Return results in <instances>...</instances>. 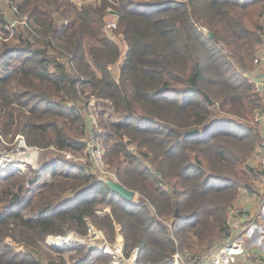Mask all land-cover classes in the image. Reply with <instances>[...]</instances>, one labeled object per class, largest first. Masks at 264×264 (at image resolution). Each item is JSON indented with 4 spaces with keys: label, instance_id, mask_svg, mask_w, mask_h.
I'll return each mask as SVG.
<instances>
[{
    "label": "trees",
    "instance_id": "16d2710c",
    "mask_svg": "<svg viewBox=\"0 0 264 264\" xmlns=\"http://www.w3.org/2000/svg\"><path fill=\"white\" fill-rule=\"evenodd\" d=\"M15 2L37 37L19 29L0 42V141L20 135L26 146L80 151L89 98H100L103 157L142 197L126 199L61 158L7 170L0 264H66L71 250L74 264H113L101 248L47 243L68 229L85 236L89 223L110 243L120 232L126 257L137 248L134 264H174L175 252L191 258L220 241L240 195L256 192L249 160L261 140L253 115L262 108L246 74L264 30V0ZM111 17L115 26L106 29ZM6 21L0 12V27ZM113 33L123 35V57ZM191 128L197 132L186 134Z\"/></svg>",
    "mask_w": 264,
    "mask_h": 264
},
{
    "label": "built area",
    "instance_id": "2783aa9c",
    "mask_svg": "<svg viewBox=\"0 0 264 264\" xmlns=\"http://www.w3.org/2000/svg\"><path fill=\"white\" fill-rule=\"evenodd\" d=\"M0 12L2 15L5 16L6 24L2 27H0V42L7 41L8 39L12 38L13 34L19 33V29L23 31L24 29H27L31 31L30 37H33L34 39L37 37L34 34L33 25L31 20L28 18L26 14L22 15L19 12V9L17 7V4L15 0H0ZM115 26V20L111 19L107 21L105 24L106 29H110ZM257 51L253 57V62H259L261 58L264 57V30L262 32H259V43L257 47ZM247 81L252 84L253 89L256 91L259 97V101L261 102V110L255 111L253 115V123H260L264 122V88L261 87V83L258 80L249 78L247 76ZM93 100L90 99L89 106H88V123H89V129L88 134L89 138L87 139V149L90 153V156L92 157V163L94 167L96 168V172L103 175L111 176L114 179H117L116 173H111L107 170L104 157H103V146L98 140L99 133L101 131L99 122H97V119L95 117V111L92 109L93 106ZM18 136V135H17ZM22 141V137L19 136ZM256 152L259 154L257 157V163L259 167V173L257 174V177H259L260 180V188H261V202L264 200V134L262 139L257 144ZM256 156V155H255ZM236 208L233 209L230 214L237 211L242 212L243 207L238 204L235 205ZM229 214V215H230ZM229 224V222H228ZM251 223L246 221L245 223H242V225L238 228L236 232H233L231 229V224H229L228 229L226 230L225 235L222 237L220 241L217 243L209 246L202 254H199L196 256V258L193 260L192 264H235L237 262L238 256H240L241 253L244 252L245 248V242L244 237L246 236V233L250 227ZM91 224H89L88 228L90 230ZM91 239L97 240L98 236L96 232L91 233ZM52 237V236H51ZM55 237V236H53ZM49 238V237H48ZM69 240L67 239V236L64 238L57 237L55 240V243H51L52 246L61 247L59 245L69 244ZM93 245H100L97 242H93ZM101 249L103 251L109 253L113 260V264H119V258H123V244L122 240L118 239L117 242H115L114 246H105L101 245ZM134 251V250H133ZM174 257H179L178 253L174 254ZM129 262L130 264H134L135 257H133V252L129 256ZM257 264H264V259Z\"/></svg>",
    "mask_w": 264,
    "mask_h": 264
},
{
    "label": "rangeland",
    "instance_id": "374dc122",
    "mask_svg": "<svg viewBox=\"0 0 264 264\" xmlns=\"http://www.w3.org/2000/svg\"><path fill=\"white\" fill-rule=\"evenodd\" d=\"M16 1L19 2L20 0H16ZM113 18L114 17H111L110 20ZM108 32L110 33L111 31H108ZM113 34H112V36L114 37L120 51L122 52V57H123V55L126 53L125 52L126 44H125L123 35L122 34H114L113 35ZM10 39H12V38H10ZM16 40H17V38H15V41ZM121 59L122 58H120L118 61L113 63L111 66L112 72H114L115 74H117V72L119 70L118 67H119V63H120ZM249 84H251V83H249ZM252 89H253V86H252ZM257 96H258V94H257ZM91 98L93 100L92 101L93 102L92 109L94 111L96 109L99 110L102 108V106H104L101 104L102 100H100V98H95V97L91 96L89 99H91ZM258 101H259V97H258ZM105 110L107 113L110 112V109H108L107 107ZM87 115H88V108H87ZM95 117L97 119L96 112H95ZM115 118H116L115 116L111 117L112 121H116ZM98 120L99 119H97V122H99ZM99 125L102 128L100 122H99ZM19 136L20 135L14 136L12 141L10 143L8 142L9 144H7L6 140H4V139H2L0 141V174L7 171V170H10V169H21V170L25 171L27 169V165H29V164L33 168L42 169L45 166V164H47L49 162H55L58 158H61L62 161L67 160V161H70L71 164L72 163L83 164L84 166H86V168L91 169L95 174L98 175V173L96 172V168L94 167V165L92 163L93 160H92V157L90 156V153L87 149L86 143H85L84 148L80 151H76L74 149L57 150L53 146H48L44 149H41V148L39 149L36 147L26 146V144L23 140L20 141L21 139L19 138ZM89 137H90L89 134L86 133L83 140H85L87 142V139ZM97 138H98V140H100V142L104 148L103 141L101 140V135L98 136ZM256 149H257V147L254 149L253 155L251 157L252 159L249 160V165H250V167L252 166V171L254 172V177L257 176V175H255V173L258 174L260 172L259 171L260 165L258 166V163H257V157L259 154L256 152ZM62 161H60V162H62ZM104 161H105V159H104ZM104 163L106 165L107 170L109 172L113 173L114 172L113 168L108 167V165L106 164V161ZM71 164H69V165H71ZM221 172L226 173V174H230L229 169L225 166L222 168ZM42 176H43L42 177L43 180H45V179L50 180L51 179V177L49 176L48 173H45ZM99 176L104 180H107V179H109L111 181L117 180V179H114L108 175L99 174ZM141 197L142 196H140L139 192L135 191V195L133 196L132 199H135V201L140 202L139 199H141ZM246 197L247 196H245V195H241V198H239L240 201H237V204L240 203L241 200L245 199ZM166 221L168 223V219ZM90 227H91L90 230H88V233L85 236L81 237L74 230L68 229L62 235H55V237H53V236L49 237L47 239V243L51 245L52 242L55 243V240L57 239V237L64 238L67 236V239L70 242L69 244H71L73 242H78V243H81V244L83 243L84 245H87L89 248H90V246H91V248H94L93 244H92L93 242H97L98 244L105 245V246L106 245L107 246H114L115 242H117L118 239L122 240V235L120 232H118L117 236L115 237L114 242L110 243L106 240L104 232L100 228L98 229L97 227H94L92 224ZM93 232L97 233V236H98L97 240L91 239L92 235H90V234ZM4 242H6L10 247H12V246L15 247V249H17V250L24 248L21 243L12 240L10 237L5 238ZM69 244L59 245L61 247H56V246H53V247L58 248V249H64ZM209 246L205 245L203 250H201L199 253H196L194 255V257H191V258H190L191 253H189L187 256H185L184 254L175 252V253H178L179 257L175 258L173 255L174 264H192V259H194L199 254H202ZM73 251L74 250L64 251L63 258H64L66 264H74L73 258L75 256H77V254L74 253ZM123 258L124 259H119V262L122 264H129V262H127L125 260V259H128L129 256L126 257L123 253ZM55 262H57V264H59L57 260H55ZM54 264H56V263H54Z\"/></svg>",
    "mask_w": 264,
    "mask_h": 264
},
{
    "label": "crops",
    "instance_id": "0c3cea01",
    "mask_svg": "<svg viewBox=\"0 0 264 264\" xmlns=\"http://www.w3.org/2000/svg\"><path fill=\"white\" fill-rule=\"evenodd\" d=\"M247 75L249 78L251 77L252 79L258 80L261 83V87L264 88V57L261 58L259 62L255 63L252 61V69L248 71ZM255 124L258 135L261 136L262 139L264 134V122ZM260 180L261 179L257 176L252 180V185L253 188H256V192L241 194L247 196L239 203V205L243 207L242 212L238 213L235 211L228 216V222L231 224L233 232H236L242 223L246 221L251 223L244 237V252L238 256V260L235 264H257L264 259V200L261 202L260 185L262 183L260 184ZM241 195L239 198H241ZM238 201L240 200L238 199Z\"/></svg>",
    "mask_w": 264,
    "mask_h": 264
},
{
    "label": "water",
    "instance_id": "95a60500",
    "mask_svg": "<svg viewBox=\"0 0 264 264\" xmlns=\"http://www.w3.org/2000/svg\"><path fill=\"white\" fill-rule=\"evenodd\" d=\"M115 11L114 10H111L109 12V14H114ZM209 35L210 37H212V33L209 32ZM204 96L205 98L207 99L208 102L211 103V99L208 97V95L206 93H204ZM197 132V129L196 128H191V129H187L185 130V133L188 134V133H195ZM105 182L107 183V185L114 191V192H118L120 193L122 196H124L126 199H129L131 200L133 198V196L135 195V191H132L130 189H128L127 187H125L121 182H119L118 180H115V181H111L109 179L105 180ZM175 214L176 216H178V212L177 210L175 211ZM94 248L96 249H100L101 248V245L99 246H96V245H93ZM91 248V246H90ZM136 253H137V248L134 249L133 251V257L136 256Z\"/></svg>",
    "mask_w": 264,
    "mask_h": 264
},
{
    "label": "bare ground",
    "instance_id": "6f19581e",
    "mask_svg": "<svg viewBox=\"0 0 264 264\" xmlns=\"http://www.w3.org/2000/svg\"><path fill=\"white\" fill-rule=\"evenodd\" d=\"M119 259H124V258H119ZM127 262H129V259H125ZM129 264H130V262H129Z\"/></svg>",
    "mask_w": 264,
    "mask_h": 264
}]
</instances>
